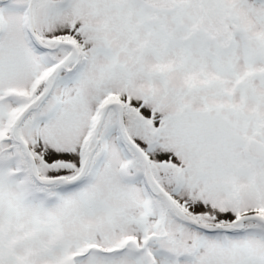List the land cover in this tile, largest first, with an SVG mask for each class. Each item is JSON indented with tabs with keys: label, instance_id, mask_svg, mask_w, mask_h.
Instances as JSON below:
<instances>
[{
	"label": "snow or ice",
	"instance_id": "snow-or-ice-1",
	"mask_svg": "<svg viewBox=\"0 0 264 264\" xmlns=\"http://www.w3.org/2000/svg\"><path fill=\"white\" fill-rule=\"evenodd\" d=\"M0 264H264V0H0Z\"/></svg>",
	"mask_w": 264,
	"mask_h": 264
}]
</instances>
